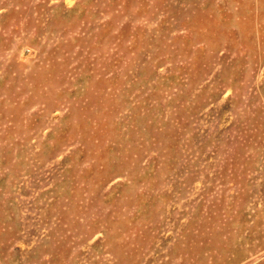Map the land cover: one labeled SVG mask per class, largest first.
Wrapping results in <instances>:
<instances>
[{
  "label": "rangeland",
  "instance_id": "1",
  "mask_svg": "<svg viewBox=\"0 0 264 264\" xmlns=\"http://www.w3.org/2000/svg\"><path fill=\"white\" fill-rule=\"evenodd\" d=\"M0 264H264V0H0Z\"/></svg>",
  "mask_w": 264,
  "mask_h": 264
}]
</instances>
